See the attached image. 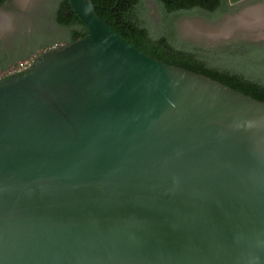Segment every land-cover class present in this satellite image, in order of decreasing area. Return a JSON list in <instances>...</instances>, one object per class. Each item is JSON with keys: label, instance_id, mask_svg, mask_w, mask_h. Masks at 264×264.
<instances>
[{"label": "water", "instance_id": "1", "mask_svg": "<svg viewBox=\"0 0 264 264\" xmlns=\"http://www.w3.org/2000/svg\"><path fill=\"white\" fill-rule=\"evenodd\" d=\"M69 2L87 35L0 80V264H264V102Z\"/></svg>", "mask_w": 264, "mask_h": 264}, {"label": "trees", "instance_id": "2", "mask_svg": "<svg viewBox=\"0 0 264 264\" xmlns=\"http://www.w3.org/2000/svg\"><path fill=\"white\" fill-rule=\"evenodd\" d=\"M6 1L0 0V6ZM153 1L161 14L159 23L149 13L146 0H92L99 16L144 53L170 65L209 76L264 102V42L241 40L199 46L181 39L176 28V19L182 15L200 14L209 19L222 16L233 8L229 0ZM53 20L62 30L60 36H53V42L66 40L69 45L87 35V26L74 12L69 0H59ZM29 43L33 44L34 40ZM49 45L34 43L27 56L40 48L43 54ZM10 65L0 63V68Z\"/></svg>", "mask_w": 264, "mask_h": 264}, {"label": "rangeland", "instance_id": "3", "mask_svg": "<svg viewBox=\"0 0 264 264\" xmlns=\"http://www.w3.org/2000/svg\"><path fill=\"white\" fill-rule=\"evenodd\" d=\"M59 0H10L14 28L3 27L0 37L5 45L12 35L23 42L33 37L60 36L53 20V13ZM149 13L155 22L161 17L159 8L153 0H146ZM233 8L222 16L209 19L200 14H186L176 19V28L183 40L199 46L210 47L229 41L264 42V0H244L232 4ZM7 6L4 7L6 11ZM0 14L3 15L2 9ZM34 30V31H33Z\"/></svg>", "mask_w": 264, "mask_h": 264}, {"label": "flooded vegetation", "instance_id": "4", "mask_svg": "<svg viewBox=\"0 0 264 264\" xmlns=\"http://www.w3.org/2000/svg\"><path fill=\"white\" fill-rule=\"evenodd\" d=\"M9 1L10 0L6 1L3 5L0 6V9H2L3 11V15L0 14V29L1 30L3 27H8L10 29L14 28V20H13L14 17H12L13 15L10 14V13H13L12 12L13 10L9 8V4H8ZM5 6H7L6 11L4 10ZM33 40H34V43L36 44L39 43L41 45H49L52 42V44L49 45V47H51L56 42L62 43L60 47L52 49V50L61 49V48H64L70 45V44L67 45L66 40H60V41L56 40L55 42H53L55 38H53L52 36H48L47 34L44 35L43 37L34 36ZM33 44H30L29 41L23 42L20 39L17 40V37L15 35L14 36L12 35L11 42L5 45L4 43H2V39L0 37V63H3V64L10 63L12 65L16 63L15 61L21 60L20 58L28 57L27 54L29 50H31ZM39 50H41V48L37 49L36 51H39ZM42 55L39 57V59L42 57Z\"/></svg>", "mask_w": 264, "mask_h": 264}, {"label": "built area", "instance_id": "5", "mask_svg": "<svg viewBox=\"0 0 264 264\" xmlns=\"http://www.w3.org/2000/svg\"><path fill=\"white\" fill-rule=\"evenodd\" d=\"M61 45H62L61 42H56L51 47H49L46 51L58 48ZM41 55H42L41 50L35 51L32 55L17 61L15 64H12L7 68H4V69L0 68V80H3L7 77L14 76L16 74H19L22 71L30 68L32 65H34L38 61Z\"/></svg>", "mask_w": 264, "mask_h": 264}]
</instances>
